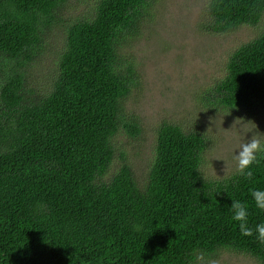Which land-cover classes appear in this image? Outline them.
<instances>
[{
	"label": "trees",
	"instance_id": "obj_1",
	"mask_svg": "<svg viewBox=\"0 0 264 264\" xmlns=\"http://www.w3.org/2000/svg\"><path fill=\"white\" fill-rule=\"evenodd\" d=\"M155 1L96 0L67 28L55 74L37 85L28 70L66 0H0V264H199L224 250L264 264L255 233L264 210L251 194L264 190V153L245 170L250 178L236 171L208 179L201 170L207 134L163 122L145 182L123 152L110 176L117 137L140 132L126 114L141 85L126 49ZM207 9L198 27L225 35L257 26L264 0H209ZM200 102L259 119L264 31L229 55L224 77ZM232 201L248 205L252 236L232 219Z\"/></svg>",
	"mask_w": 264,
	"mask_h": 264
},
{
	"label": "rangeland",
	"instance_id": "obj_2",
	"mask_svg": "<svg viewBox=\"0 0 264 264\" xmlns=\"http://www.w3.org/2000/svg\"><path fill=\"white\" fill-rule=\"evenodd\" d=\"M96 0H66L56 13L59 24L46 38L47 47L33 68L29 82L46 84L55 74L57 54L65 44L66 30L86 15ZM209 0H156L139 40L126 49L141 73V85L126 101V114L138 120L139 134L117 137L116 160L110 176L123 163L125 153L136 179L143 184L154 159L156 131L163 122L197 128L207 134L209 148L202 173L208 179H224L237 171L234 155L251 132L264 133V110L259 119L245 121L233 114L204 109L200 94L225 75L229 55L264 31V15L257 26H242L225 35L202 32L198 24L208 14ZM242 114V113H241ZM240 115V114H239ZM243 115V114H242ZM200 128H199V127ZM199 264H258L250 256L222 251Z\"/></svg>",
	"mask_w": 264,
	"mask_h": 264
},
{
	"label": "clouds",
	"instance_id": "obj_3",
	"mask_svg": "<svg viewBox=\"0 0 264 264\" xmlns=\"http://www.w3.org/2000/svg\"><path fill=\"white\" fill-rule=\"evenodd\" d=\"M250 139L246 140L239 145L238 155H234L237 165V171L247 177L252 176V172L245 171L250 169V166L257 160V153H264V133L259 131L251 132ZM252 197L255 201L256 207L264 210V190H253ZM231 210L233 212L232 219L239 222V230L243 236H252L253 229L248 227V205L241 201H232ZM256 239L264 244V223L258 224L255 228Z\"/></svg>",
	"mask_w": 264,
	"mask_h": 264
}]
</instances>
